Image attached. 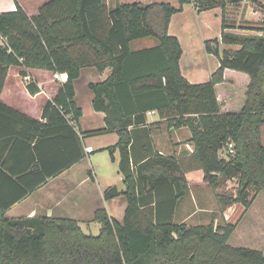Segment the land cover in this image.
<instances>
[{
    "label": "trees",
    "instance_id": "16d2710c",
    "mask_svg": "<svg viewBox=\"0 0 264 264\" xmlns=\"http://www.w3.org/2000/svg\"><path fill=\"white\" fill-rule=\"evenodd\" d=\"M177 2L179 7L174 8L167 3L142 5L121 0L108 9L104 0H47L33 17L20 6L15 12L0 13V90L11 66L66 74L53 100L43 106L44 124L0 105L30 126L32 133L26 140L38 142L33 148L45 143V164L56 163L44 176L42 158L37 159L32 172L38 182L12 203L85 158L82 146H76L77 135L69 121L78 128L81 110L74 102V82L81 69L93 67L111 70L103 82L89 84L92 108L104 115L105 127L88 134H117V143L106 150L112 161L118 150V172L125 186L123 191L109 187L103 197H123L127 204L122 222L97 210L94 220L100 230L93 236L69 219H5L3 212L12 203H0V264H264L262 252L228 244L233 225L187 227L174 224L170 217L159 221L150 210L141 209V182L150 188L184 182L179 167L157 154L156 161L148 159L133 167V129L142 126L147 131L145 116L151 111L169 126L190 130L194 157L205 183L216 188L221 179L237 180L234 197L219 196L224 207L239 203L247 209L250 190L264 196V146L260 141L264 23L251 29L260 35L238 36L226 32L235 28L233 21L227 20V14L232 13L227 5L236 9L241 0ZM190 3L198 12L222 11L219 40L204 43L205 51L217 57L219 66L206 83L198 85L189 84L181 75L182 50L178 40L167 33L171 17ZM149 37L156 39V46L130 49L131 42ZM220 45L239 48L220 50ZM228 75L240 81V88ZM27 89L31 94L38 92L33 83ZM15 136L24 138L22 132ZM230 144L232 154L227 153ZM60 151L65 158L61 163L56 154Z\"/></svg>",
    "mask_w": 264,
    "mask_h": 264
},
{
    "label": "crops",
    "instance_id": "0c3cea01",
    "mask_svg": "<svg viewBox=\"0 0 264 264\" xmlns=\"http://www.w3.org/2000/svg\"><path fill=\"white\" fill-rule=\"evenodd\" d=\"M46 1L0 0V13L15 12L17 6H20L28 17H33L38 14V10ZM104 1L108 9H113L121 0ZM134 2L142 5L167 3L174 8L179 7L177 0H134ZM245 4L247 5L245 17L234 12L232 18L235 19L236 24L232 26L235 28L227 29L226 32L238 36L260 35L251 29L264 23V2L263 6L260 5L261 8L255 10L252 8L253 4L247 0H241L239 4L241 9H244ZM239 8L240 6L236 9ZM241 22L244 23L242 27L245 29H239ZM221 23L222 11L220 8L198 12L194 3L184 5L180 13L171 17L167 33L169 36L175 37L180 44L182 55L179 60V69L189 84L206 83L217 70L219 61L216 56L205 51L204 43L215 39L219 40ZM141 45L133 51L156 46L154 43ZM225 46L229 48L232 45H220V50L225 49ZM110 70V68H105L102 71L93 67L83 68L80 70L79 78L74 82V102L81 110V117L78 121V128H75L71 121H69V125L74 128L77 135L76 146L80 147L81 145L84 152L87 147L92 151L85 154V158L80 162L59 172L54 177L46 179L43 184L36 186L33 192L14 203L12 201L20 197L21 192L28 191V188L38 182V177L32 172L37 159L41 161L42 158L44 176L47 175V170L56 167V163H51L50 167L45 164L47 152L45 143L35 149L33 147L38 142L32 143L26 140L32 131L24 120L18 119L9 111L0 109V203H10V201L12 203L3 212L5 219L33 217L69 219L75 221L87 235H93L92 230L98 232L100 230V224L94 220L97 210H104L109 218L122 222L127 206L126 200L123 197L105 200L103 197L104 191L112 187V183H116L114 187L118 191L125 189L122 176L118 172L119 152L118 150L113 152L114 161H112L106 150L117 143L118 136L114 132L100 135L88 134L105 127L104 115L95 112L92 108L93 93L89 84L103 82L108 77ZM22 73L24 74L22 75ZM53 74L47 70L29 69L23 66L9 67L0 90V105L7 110L44 124L46 121L41 116L43 106L47 101L53 100L61 83L53 79ZM30 83L36 86L38 91L36 94L29 93L27 86ZM78 84H82L84 88L80 95L77 92ZM83 102H87L91 106V108L88 106L91 113L87 121H85L81 106ZM145 117L146 126L144 127L149 133L142 130V126L133 129L134 138L130 147L133 167H139L148 159L156 161L155 155L157 154L159 157L172 160L179 167L184 182L170 184L167 187L157 186V188L155 186L150 188L148 183L141 182L142 194L139 195L141 209L150 210L153 218H157L159 221H166L170 217L174 224H184L187 227L212 224L216 228L233 225V231H235L244 216L252 213V205L261 192L249 191L251 198L249 197L247 209L239 203L223 207L220 204L219 196L228 194L227 190L233 186L231 182H237V180L221 179L216 188L209 186L203 181L202 171L194 157V145L191 141L190 130L186 126L174 128L165 124V120L160 119L154 111L148 112ZM67 119L70 117L68 116ZM263 128L264 125L260 128V141L264 146ZM20 132L24 134V138L15 136ZM11 134L13 136H10ZM15 137L20 140L16 141ZM71 149H73V143H71ZM56 154L59 163L65 161L61 151ZM97 154L105 158L103 160L104 168L107 170L105 174L101 173L103 168L95 160ZM109 170L113 173L111 174L112 182L108 174ZM143 174L147 175L145 172ZM236 186L238 188V183ZM115 214L121 215V221L115 219L117 216ZM250 226V230L264 235V213L261 210L251 214ZM262 253L264 254V252Z\"/></svg>",
    "mask_w": 264,
    "mask_h": 264
},
{
    "label": "rangeland",
    "instance_id": "374dc122",
    "mask_svg": "<svg viewBox=\"0 0 264 264\" xmlns=\"http://www.w3.org/2000/svg\"><path fill=\"white\" fill-rule=\"evenodd\" d=\"M247 1L251 2V4H253L252 8L254 10L261 8L260 5L263 6V2H264L262 0H260V1L247 0ZM227 6L229 8V9H227V11L228 12H232L231 14L230 13L227 14L228 16L230 15L227 18V20L229 22L230 21L231 22L235 21V19L232 18V16H233L232 14H235L234 12H238L240 16L245 17L246 12H247V5L246 4L244 6V9L243 8L241 9V5H239L240 6L239 9H234L235 7H234L233 4H229ZM232 24L235 25L236 21L232 22ZM243 24H244L243 22L240 23L241 27H242ZM151 43H154V45H156L157 44L156 39L149 37V38H146V39L138 41V42H132L130 44V48L133 50V49H136V48L142 46L141 44H151ZM238 48H239L238 46H234V45L229 46V48H228V46H225V49L236 50ZM228 76H230V79L234 78L235 83H236L237 86L240 85V81L235 76H233V75H228ZM238 88H240V86H238ZM83 90H84L83 85L82 84H78L77 85V92H78L79 95L81 94V92ZM81 106H82V110H83V113H84V117L86 119L85 121H87L88 118H89V115L91 113L90 112L91 110H88L89 104L87 102H83V103H81ZM89 107L91 108V106H89ZM262 135H263V141H264V128L262 130ZM223 154L225 155V152L222 153V156H223ZM95 160H96L97 164L98 165L101 164L100 167L103 168V171L101 170V173L102 174L107 173V170L104 168V165H103L104 164L103 160H105V158L102 155L97 154ZM108 174L110 175V178H111L110 181L112 182V180H113V178L111 176V174H113L112 171L109 170ZM101 184H103V182H101ZM112 184H113L112 186H115L116 183H112ZM231 184L233 186H231L227 190L228 194H226V195L227 196L231 195L232 197H234L236 195L237 190H238V188L236 186L237 182L236 181H232ZM250 198H251V194H250ZM220 204H222V203H220ZM222 206H223V204H222ZM252 208H253L252 213L254 211H258V210H261L264 213V196H263L262 193L259 194V197L255 200V203L252 205ZM111 209H113V206H111ZM252 213H248V214H246L244 216L242 222L238 225L237 229L235 231H233L232 234L230 235V237L228 239V244L231 245V246H235V247L249 248V249H252V250H257V251H260V252H264V235H261L260 232H257V231L255 232V231L250 230V228H251V226H250V218H251V214ZM115 215H117V216H115V219H118L119 221H121V219H120L121 215H118V214H115ZM91 232H92L93 235L96 236L98 231H96V230L93 231L92 230ZM260 235H261V237H260Z\"/></svg>",
    "mask_w": 264,
    "mask_h": 264
},
{
    "label": "built area",
    "instance_id": "2783aa9c",
    "mask_svg": "<svg viewBox=\"0 0 264 264\" xmlns=\"http://www.w3.org/2000/svg\"><path fill=\"white\" fill-rule=\"evenodd\" d=\"M1 40V39H0ZM3 45V43H1ZM53 79L59 81V82H65L66 81V74H61V73H55L53 74ZM92 150L91 148L87 147L85 148V153H90ZM227 153L228 154H232L233 151H232V145H228V148H227Z\"/></svg>",
    "mask_w": 264,
    "mask_h": 264
}]
</instances>
